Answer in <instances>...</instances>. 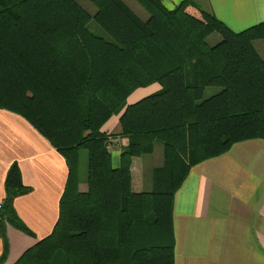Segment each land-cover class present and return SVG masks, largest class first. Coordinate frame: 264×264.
Segmentation results:
<instances>
[{"label":"trees","instance_id":"trees-1","mask_svg":"<svg viewBox=\"0 0 264 264\" xmlns=\"http://www.w3.org/2000/svg\"><path fill=\"white\" fill-rule=\"evenodd\" d=\"M0 0V109L25 120L64 159L67 178L50 235L14 264H174V195L196 165L234 144L264 140V22L235 33L190 0ZM195 8L199 17L188 12ZM93 22L103 34L88 27ZM219 37L209 45L207 38ZM160 90L127 105L137 89ZM208 88L219 89L204 99ZM119 118V133L103 125ZM127 139L119 167L111 139ZM162 146L149 192L131 187V164ZM87 191L78 189L80 152ZM30 192L16 163L0 205L6 227L29 237L13 203Z\"/></svg>","mask_w":264,"mask_h":264},{"label":"crops","instance_id":"crops-1","mask_svg":"<svg viewBox=\"0 0 264 264\" xmlns=\"http://www.w3.org/2000/svg\"><path fill=\"white\" fill-rule=\"evenodd\" d=\"M122 1L128 5L129 0ZM183 1L161 0L169 10ZM190 1L201 11L206 6L205 12L235 33L264 22V0ZM197 11L188 9L199 17ZM159 90L157 84L137 89L126 104H134ZM119 118L120 115L111 117L101 131L108 136L118 134ZM110 141L112 166L117 168L121 150L128 141L120 137ZM13 163L20 170L22 183L30 188L28 194L14 200L13 207L34 237L7 226L5 264H14L52 232L67 167L64 159L25 120L0 109V205L5 196L6 173ZM162 164V146L158 143L149 156L133 159L132 191L149 192L150 175ZM78 189L86 192V181L80 179ZM172 223L174 264H264V140L236 143L224 155L193 167L174 195ZM1 252L0 241V255Z\"/></svg>","mask_w":264,"mask_h":264},{"label":"rangeland","instance_id":"rangeland-1","mask_svg":"<svg viewBox=\"0 0 264 264\" xmlns=\"http://www.w3.org/2000/svg\"><path fill=\"white\" fill-rule=\"evenodd\" d=\"M82 8L86 11L91 12L92 10L95 11L94 7L88 3L86 0H75ZM129 7L135 12L137 15L144 17V11L139 6H137L132 0L128 2ZM204 10L208 11V8L204 6ZM89 29L96 34H103L101 30H99L93 22H90L88 25ZM219 37L215 34L211 35L207 38V43L211 45H215L218 42ZM255 48L261 55L262 59L264 60V43L262 41H258L254 43ZM219 89L216 88H208L204 92V99L210 97L211 95L218 92ZM135 92V91H134ZM133 92V93H134ZM149 156V155H147ZM79 178L81 181H86L87 178V154L85 151L80 152L79 156ZM152 175H150V180ZM152 181V180H151ZM152 184V183H151Z\"/></svg>","mask_w":264,"mask_h":264}]
</instances>
